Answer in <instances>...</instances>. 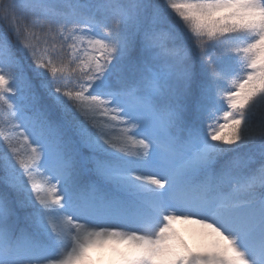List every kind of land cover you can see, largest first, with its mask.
Listing matches in <instances>:
<instances>
[{
	"label": "snow or ice",
	"instance_id": "obj_1",
	"mask_svg": "<svg viewBox=\"0 0 264 264\" xmlns=\"http://www.w3.org/2000/svg\"><path fill=\"white\" fill-rule=\"evenodd\" d=\"M0 264H264V0H0Z\"/></svg>",
	"mask_w": 264,
	"mask_h": 264
},
{
	"label": "rangeland",
	"instance_id": "obj_2",
	"mask_svg": "<svg viewBox=\"0 0 264 264\" xmlns=\"http://www.w3.org/2000/svg\"><path fill=\"white\" fill-rule=\"evenodd\" d=\"M176 228L180 229L181 232L191 241L193 242V236L191 234V232L189 231L193 226L191 225H186V224H183V223H177L175 225Z\"/></svg>",
	"mask_w": 264,
	"mask_h": 264
},
{
	"label": "trees",
	"instance_id": "obj_3",
	"mask_svg": "<svg viewBox=\"0 0 264 264\" xmlns=\"http://www.w3.org/2000/svg\"><path fill=\"white\" fill-rule=\"evenodd\" d=\"M186 238V237H185ZM190 242V241H189ZM191 243V242H190Z\"/></svg>",
	"mask_w": 264,
	"mask_h": 264
}]
</instances>
